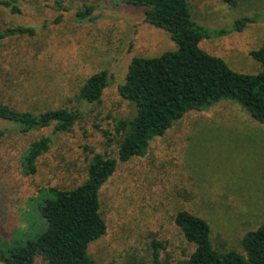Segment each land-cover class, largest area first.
<instances>
[{
  "label": "rangeland",
  "instance_id": "rangeland-1",
  "mask_svg": "<svg viewBox=\"0 0 264 264\" xmlns=\"http://www.w3.org/2000/svg\"><path fill=\"white\" fill-rule=\"evenodd\" d=\"M15 3L18 13L0 6V31L23 25L35 33L0 39V103L33 113L79 108L83 117L63 134L53 126L20 133L0 120V129L7 130L0 139V252L46 226L38 208L41 197L50 194L49 187L79 184L93 152L117 159L119 137L108 140L100 129L135 112L118 92L130 61L176 48L164 29L145 22L143 9L126 0ZM188 3L195 21L211 29L264 12V0H237L234 6L224 0ZM85 4L92 11L79 16ZM258 17L241 30L203 38L199 46L232 70L254 74L261 67L250 51L264 42V17ZM101 70L109 79L99 102L79 100L81 85ZM44 136L51 137V148L39 158L36 172L26 174L22 155ZM99 201L106 232L88 245L97 264H150L154 243L162 260L181 264L193 245L175 223L180 210L209 223L215 248L243 252V235L264 225V123L234 100L188 111L151 139L144 156L117 160L99 189ZM35 264L47 263L37 259Z\"/></svg>",
  "mask_w": 264,
  "mask_h": 264
},
{
  "label": "trees",
  "instance_id": "trees-1",
  "mask_svg": "<svg viewBox=\"0 0 264 264\" xmlns=\"http://www.w3.org/2000/svg\"><path fill=\"white\" fill-rule=\"evenodd\" d=\"M126 1L142 8L144 21L164 29L176 48L156 56L132 58L123 83L118 85V92L134 104L135 112L128 119L112 120L108 124L112 128L100 129L108 140L119 137L117 159L93 152L79 184L65 189L49 187L50 194L41 197L38 207L46 226L22 244L0 252L4 264H35L37 259L47 264H97L88 252V245L106 232L100 213V187L114 172L117 160L144 156L151 139L161 135L188 111L201 110L221 100H234L256 121L264 123V42L259 49L250 51L261 67L254 74L232 70L221 57L211 55L199 46L203 38L241 30L258 16L264 17V12L242 16L229 27L211 29L195 21L188 0ZM224 1L234 6L237 0ZM57 3L64 9L59 1ZM0 6L13 13L19 12L15 0H0ZM91 11V6L85 4L77 14L80 16L85 12L89 16ZM34 33L35 29L30 26L6 27L0 31V39ZM108 79L106 70L91 74L76 97L88 104L99 102ZM82 117L79 108L33 113L0 103V120L10 122L20 133L53 126L55 133L63 134ZM6 132V129H0V139ZM51 144L50 136L29 144L21 158L26 174L36 172L39 158L50 150ZM174 219L185 239L193 245L181 264H264V225L243 235V252H240L215 248L210 225L202 217L180 210ZM155 245L150 264H170L161 259Z\"/></svg>",
  "mask_w": 264,
  "mask_h": 264
}]
</instances>
